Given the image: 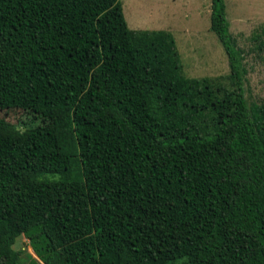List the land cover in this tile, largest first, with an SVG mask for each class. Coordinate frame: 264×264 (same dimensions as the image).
Here are the masks:
<instances>
[{
  "label": "trees",
  "instance_id": "trees-1",
  "mask_svg": "<svg viewBox=\"0 0 264 264\" xmlns=\"http://www.w3.org/2000/svg\"><path fill=\"white\" fill-rule=\"evenodd\" d=\"M120 0H0V109L59 110L50 156H0V264H264V107L244 99L223 0L209 31L231 89L180 70Z\"/></svg>",
  "mask_w": 264,
  "mask_h": 264
},
{
  "label": "rangeland",
  "instance_id": "rangeland-1",
  "mask_svg": "<svg viewBox=\"0 0 264 264\" xmlns=\"http://www.w3.org/2000/svg\"><path fill=\"white\" fill-rule=\"evenodd\" d=\"M223 2L228 33L243 52L245 102L248 107H264V0ZM119 4L129 31L172 35L183 76L205 77L214 88L231 89L226 57L209 31L211 0H120ZM69 125V114L59 110L0 109V156H50L52 129ZM12 248L19 251L21 264L34 258L23 237L18 236Z\"/></svg>",
  "mask_w": 264,
  "mask_h": 264
}]
</instances>
